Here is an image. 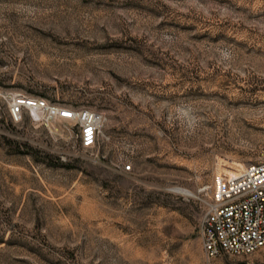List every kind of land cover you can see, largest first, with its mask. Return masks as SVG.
Wrapping results in <instances>:
<instances>
[{"label":"rangeland","instance_id":"374dc122","mask_svg":"<svg viewBox=\"0 0 264 264\" xmlns=\"http://www.w3.org/2000/svg\"><path fill=\"white\" fill-rule=\"evenodd\" d=\"M263 161L264 0H0V264H212L211 187Z\"/></svg>","mask_w":264,"mask_h":264},{"label":"built area","instance_id":"2783aa9c","mask_svg":"<svg viewBox=\"0 0 264 264\" xmlns=\"http://www.w3.org/2000/svg\"><path fill=\"white\" fill-rule=\"evenodd\" d=\"M24 111L35 122L72 124L84 150L94 149L100 140L104 118L98 112L18 94L9 105V114L18 121ZM129 170L130 166L124 167ZM201 235L203 251L212 264H264V161L216 178Z\"/></svg>","mask_w":264,"mask_h":264},{"label":"bare ground","instance_id":"6f19581e","mask_svg":"<svg viewBox=\"0 0 264 264\" xmlns=\"http://www.w3.org/2000/svg\"><path fill=\"white\" fill-rule=\"evenodd\" d=\"M182 193H185V194H190V192L188 191H184V190H180Z\"/></svg>","mask_w":264,"mask_h":264}]
</instances>
